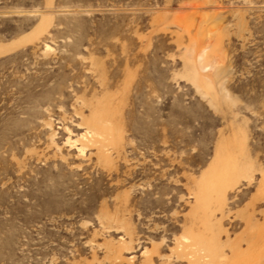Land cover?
Here are the masks:
<instances>
[{
	"label": "rangeland",
	"instance_id": "rangeland-1",
	"mask_svg": "<svg viewBox=\"0 0 264 264\" xmlns=\"http://www.w3.org/2000/svg\"><path fill=\"white\" fill-rule=\"evenodd\" d=\"M191 233L264 264V0H0V264H189Z\"/></svg>",
	"mask_w": 264,
	"mask_h": 264
},
{
	"label": "bare ground",
	"instance_id": "bare-ground-1",
	"mask_svg": "<svg viewBox=\"0 0 264 264\" xmlns=\"http://www.w3.org/2000/svg\"><path fill=\"white\" fill-rule=\"evenodd\" d=\"M107 129L108 127L103 125L101 120L92 119L80 138L82 146L95 148L98 158H109L110 152L114 148L116 149L114 146L117 139L113 137L111 129H108V131ZM228 172L225 166L220 169L216 167L209 174H206L198 184L197 192L194 195L197 206L196 215L199 220H202L204 225L207 224L213 215L211 205L214 204L217 211H221L224 205L225 193L221 191L219 186L221 180H219L220 177L218 176L221 174L226 175ZM184 240V243L181 245L183 246V250H185L183 256L188 259L189 264H212L222 256V253L218 252L216 245L214 246L211 239L201 238L199 234L191 233L190 237H186Z\"/></svg>",
	"mask_w": 264,
	"mask_h": 264
}]
</instances>
